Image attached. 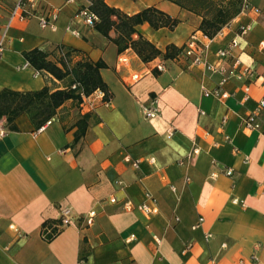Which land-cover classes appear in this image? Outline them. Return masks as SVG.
<instances>
[{
  "label": "crops",
  "instance_id": "1",
  "mask_svg": "<svg viewBox=\"0 0 264 264\" xmlns=\"http://www.w3.org/2000/svg\"><path fill=\"white\" fill-rule=\"evenodd\" d=\"M16 1L0 0V90L62 88L53 76L36 74L22 55L61 44L79 51L75 59L106 64L100 75L109 102L92 96L89 110L66 100L38 132L25 113L14 128L0 118V264H236L252 255L254 264H264V135L242 126L264 93V0H252L259 12L237 13L210 38L199 29L200 14L171 0H106L128 14L155 6L178 19L172 29L147 22L136 27L133 38L140 35L161 51L148 61L130 47L119 51L76 16L88 0H38L35 15L10 19ZM47 11L56 13L52 27L39 24L38 15ZM240 24L250 29L232 56L257 78L229 79L222 85L226 97L203 94L218 86L219 73L176 57L178 52L163 56L167 46L180 49L196 32L208 45L204 59L215 63L216 51ZM120 53L127 63L117 62ZM132 73L141 76L129 83ZM152 98L158 115L144 119L141 105ZM84 113L86 128L74 140ZM258 120L264 128V107ZM126 201H154L157 211L126 210ZM61 206L72 209L74 223L46 240L42 224L54 221ZM90 210L95 215L85 225L81 219Z\"/></svg>",
  "mask_w": 264,
  "mask_h": 264
},
{
  "label": "trees",
  "instance_id": "2",
  "mask_svg": "<svg viewBox=\"0 0 264 264\" xmlns=\"http://www.w3.org/2000/svg\"><path fill=\"white\" fill-rule=\"evenodd\" d=\"M88 1V10L97 18L93 27L114 42L119 51L130 47L143 61L151 60L161 51L140 35L136 39L133 38L132 34L136 32V27L147 22L154 29L161 27L172 29L178 23V19L169 16L155 6H148L138 12L128 14L117 7L110 6L106 0ZM171 1L200 14L202 20L199 29L208 37H213L223 25L240 11L238 5L233 10L232 8L228 9L226 13L222 9H218L216 13L212 14V0ZM229 5H233V3L230 2ZM111 31L114 32L113 36L110 35ZM57 50H63L64 54L58 56ZM179 50V48L169 45L163 56L165 58L174 57ZM79 54L76 49L61 44L50 50L45 47H35L23 51L24 59L34 70L44 76L51 75L60 80L63 87L54 90L46 85L38 90L3 88L0 90V118L5 117L9 127L14 128V119L25 113L34 126L39 128L56 113L59 106L66 100L71 99L80 103L82 100L81 93L87 96L95 90H101L105 93V98H109L107 85L100 75V69L106 67V64L102 60L93 61L88 56L83 55L75 59ZM72 57L74 61L70 62ZM73 84L76 85L74 88L71 87ZM87 117L88 113H84L77 121L78 129L75 132L74 140H78L83 135Z\"/></svg>",
  "mask_w": 264,
  "mask_h": 264
},
{
  "label": "built area",
  "instance_id": "3",
  "mask_svg": "<svg viewBox=\"0 0 264 264\" xmlns=\"http://www.w3.org/2000/svg\"><path fill=\"white\" fill-rule=\"evenodd\" d=\"M38 0H17L14 6L12 7L10 11V19L14 17H18L20 19L35 15L36 13L34 12V8L37 6ZM240 11L239 12H244L246 10H253L255 13L259 12V8L257 6H254L252 4V0H241L240 4ZM33 8V9H31ZM76 16H79L83 19V21L93 27L94 21L97 19L96 16L91 13L87 7H81L77 13ZM56 18V13L52 11H47L46 13H42L38 15V20L39 24L42 27L46 26H53V21ZM250 29L249 24H240L238 26V30L233 36V38L228 42V44L220 48L216 51V54L218 55V61L215 63H209L207 62L203 55L208 47L207 44H202L199 42L198 37L196 32H193L190 34L188 39L185 41L184 45L180 48L178 51L176 57L182 56L186 60H188L189 63L195 64V63H203L206 69H208L211 72L214 73H219L220 74V80L218 82V86L215 87L214 89L208 90V89H203V94L208 96L212 95L217 98H223L227 96V93L222 90V85L227 82L229 79H238V80H248V82L255 81L257 76L255 73V70L250 67L243 65L239 59L235 58L232 56L233 50L238 46L239 42L238 39L242 35H244L248 30ZM4 36L5 34L2 33L0 37V56L4 50ZM206 36V35H205ZM208 37V36H207ZM210 38V37H209ZM64 54V51H61V55ZM232 59L229 63L226 64L225 59L227 57H231ZM117 62L119 64H125L128 62V57L124 53H120ZM28 63V62H27ZM158 70L163 69V64L158 63L155 66ZM36 74H39L40 72L35 70ZM139 73H132L129 75V83H133L136 80L140 78ZM262 79L264 82V74L262 75ZM246 83L244 85V90L248 92L249 89V83ZM76 85L73 84L71 87L74 88ZM81 93V92H80ZM82 100L79 103L80 105L86 104L88 109L91 110L95 107V103L93 100H89L90 97H98L103 104H108L109 98H105V93L101 90H95L93 93L90 95H83L81 93ZM156 98H152L149 101V104L147 105H141V114L144 119H152L155 116L158 115V107L156 103ZM264 107V93L260 97L258 104L254 111H251L248 113L243 119H242V126L245 129L248 130H260L262 134L264 135V128H262L261 123L258 120V114L259 112L263 109ZM51 122V119H48L43 125H41L38 129V131H41L45 125L49 124ZM4 133V130L0 128V136ZM171 135V131L168 133V136ZM198 149L193 148L192 152H196ZM151 161L153 160L152 158L150 159ZM133 164L136 166L137 161H134ZM225 173L227 175L232 174V169L227 168L225 170ZM111 201H115V198L112 197ZM235 202H237V199H234ZM152 205L149 203H140L136 206H134L130 201H126L124 203V208L126 210H131V209H138L140 211H143L147 214H153L157 211L156 206L154 205V201H152ZM95 215V211L90 210L87 212L81 219V221L84 222L85 225H90L93 221ZM75 215L72 211V209L69 206H61L59 207V213L57 218L52 221L51 223H46V221L43 223L42 228H41V234L42 237L46 240L52 239L55 237L59 232H61L64 228L72 225L75 220ZM210 235L207 234L206 237L208 238ZM133 238V235H130L129 240ZM257 260V257L255 255H252L249 259H244V258H239L236 262V264H254V262Z\"/></svg>",
  "mask_w": 264,
  "mask_h": 264
},
{
  "label": "rangeland",
  "instance_id": "4",
  "mask_svg": "<svg viewBox=\"0 0 264 264\" xmlns=\"http://www.w3.org/2000/svg\"><path fill=\"white\" fill-rule=\"evenodd\" d=\"M241 0H212V4H211V13L213 14V13H216V11L218 10V9H222L223 10V12L224 13H226L227 11H228V9H230V8H232V10L233 9H235V8H237L238 7V5H239V2H240ZM230 2L231 3H233V5H229L230 4ZM53 47H51V48H48L49 50L50 49H52ZM56 54L58 55V56H60L61 55V50H57L56 51ZM57 56V57H58ZM73 62L74 61V58L72 57L71 59H70V62Z\"/></svg>",
  "mask_w": 264,
  "mask_h": 264
}]
</instances>
